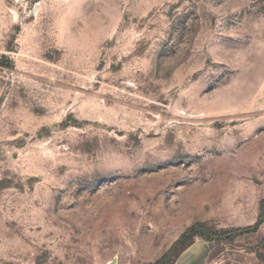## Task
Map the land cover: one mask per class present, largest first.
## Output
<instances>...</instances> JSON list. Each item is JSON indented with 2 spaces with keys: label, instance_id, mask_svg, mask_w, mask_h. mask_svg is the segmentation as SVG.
<instances>
[{
  "label": "rangeland",
  "instance_id": "rangeland-1",
  "mask_svg": "<svg viewBox=\"0 0 264 264\" xmlns=\"http://www.w3.org/2000/svg\"><path fill=\"white\" fill-rule=\"evenodd\" d=\"M264 0H0V264H264Z\"/></svg>",
  "mask_w": 264,
  "mask_h": 264
},
{
  "label": "trees",
  "instance_id": "trees-1",
  "mask_svg": "<svg viewBox=\"0 0 264 264\" xmlns=\"http://www.w3.org/2000/svg\"><path fill=\"white\" fill-rule=\"evenodd\" d=\"M261 208H264V202H262ZM195 239H202L205 241H210V237L203 234L199 233L196 229L194 228H189L187 229L183 235L175 242V244L172 246L170 251L167 253L165 256L163 263L166 264L167 261L172 257V255L179 249H184L187 247V245L192 244Z\"/></svg>",
  "mask_w": 264,
  "mask_h": 264
}]
</instances>
